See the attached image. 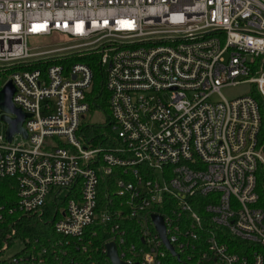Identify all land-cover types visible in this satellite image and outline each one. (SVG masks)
Instances as JSON below:
<instances>
[{
  "label": "built area",
  "instance_id": "built-area-1",
  "mask_svg": "<svg viewBox=\"0 0 264 264\" xmlns=\"http://www.w3.org/2000/svg\"><path fill=\"white\" fill-rule=\"evenodd\" d=\"M93 51L109 91L111 138L98 146L81 128L94 72L76 60ZM0 69L31 115L27 137L9 141L4 121L0 130V179L16 180V209L71 196L55 222L64 240L12 257L5 240L1 264H99L97 254L112 264L110 243L122 264H264L251 93L264 101V0H0ZM238 83L252 87L226 98L222 87Z\"/></svg>",
  "mask_w": 264,
  "mask_h": 264
},
{
  "label": "trees",
  "instance_id": "trees-1",
  "mask_svg": "<svg viewBox=\"0 0 264 264\" xmlns=\"http://www.w3.org/2000/svg\"><path fill=\"white\" fill-rule=\"evenodd\" d=\"M100 56L101 54L98 51L76 56V60L88 63L94 72L93 84L89 92L91 111L100 109L107 117L103 124L84 123L81 127L82 135L87 138H93L94 146L106 144L111 138L109 91L106 88V70L100 62ZM9 74L10 70L4 71L0 69V87ZM251 93L258 100L261 108L262 125L259 141L264 143V101L257 86L254 85L251 88ZM84 141L90 142L89 139H85ZM112 180L113 177L111 176L102 178L100 191L101 202L104 201L105 192L107 191L105 190V185ZM111 191H113V186L110 187ZM257 192L260 195V205H264V178L260 170L257 172ZM70 197L69 194L61 198L55 193L49 198L42 212L24 213L16 209L18 203L16 180L14 178L0 179V214L3 215L0 219V246L5 240H8L9 243L21 241L24 246L21 253L31 252L35 249L41 250L43 248H47L51 252L54 243L60 239H65L55 231V222L62 216V212L66 208ZM11 209L14 210L11 212ZM94 227L101 230L99 225ZM104 234L100 231L98 238L95 240L96 245L101 244V239ZM97 256L100 260L99 264H108L104 256L98 254Z\"/></svg>",
  "mask_w": 264,
  "mask_h": 264
},
{
  "label": "water",
  "instance_id": "water-1",
  "mask_svg": "<svg viewBox=\"0 0 264 264\" xmlns=\"http://www.w3.org/2000/svg\"><path fill=\"white\" fill-rule=\"evenodd\" d=\"M15 90L16 86L11 78L7 79L0 88V111L2 112L0 118L8 124L6 134L9 141H12L14 135L17 133H22L25 137H27V131L24 129L23 123L26 117L31 116L14 103L13 96ZM155 220L166 246L173 254H175L174 247L171 245L166 236L163 219L159 216H155ZM108 257L110 258L112 264H122V261L118 256L116 246L113 243L108 245Z\"/></svg>",
  "mask_w": 264,
  "mask_h": 264
},
{
  "label": "rangeland",
  "instance_id": "rangeland-1",
  "mask_svg": "<svg viewBox=\"0 0 264 264\" xmlns=\"http://www.w3.org/2000/svg\"><path fill=\"white\" fill-rule=\"evenodd\" d=\"M51 42L50 38H31L30 44L35 45L39 44L42 45V47H47V44ZM72 42V40L70 41ZM252 87L251 83H238L235 85H226L222 87V92L228 99H233L234 96H237L241 93L247 92ZM1 116V111H0ZM107 117L106 114L100 110V109H94L91 111L88 115V120L91 121L93 124H103L106 121ZM4 128V124L2 120L0 119V130ZM67 192L63 191V193L60 195L61 198H64L66 196ZM23 243L21 241L15 242V244L7 251V256L12 257L18 252H20L23 249Z\"/></svg>",
  "mask_w": 264,
  "mask_h": 264
}]
</instances>
